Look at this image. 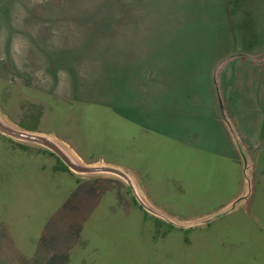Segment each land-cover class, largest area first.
Returning a JSON list of instances; mask_svg holds the SVG:
<instances>
[{"label":"rangeland","instance_id":"obj_1","mask_svg":"<svg viewBox=\"0 0 264 264\" xmlns=\"http://www.w3.org/2000/svg\"><path fill=\"white\" fill-rule=\"evenodd\" d=\"M255 161L248 205L158 223L113 179L0 135V264H264V0H0V105L87 162L136 172L182 219L244 187L214 85Z\"/></svg>","mask_w":264,"mask_h":264},{"label":"water","instance_id":"obj_2","mask_svg":"<svg viewBox=\"0 0 264 264\" xmlns=\"http://www.w3.org/2000/svg\"><path fill=\"white\" fill-rule=\"evenodd\" d=\"M241 56L232 55L220 60L213 73L214 85L218 95L219 107L228 131L231 134L233 143L239 152L242 160L244 187L241 194L219 210L193 219H182L168 213L155 204L148 196L138 174L124 166L107 163L103 160L87 162L72 147L70 143L59 138L54 132H43L33 130L15 122L0 105V135L19 145L29 148L43 150L56 156L78 178L82 179H113L124 184L131 192L136 203L150 216L168 223L179 229H193L206 227L219 218L230 214L248 205L254 193V169L255 161L247 146L244 144L241 135L226 110L224 99L220 88L219 73L222 66L230 58Z\"/></svg>","mask_w":264,"mask_h":264},{"label":"trees","instance_id":"obj_3","mask_svg":"<svg viewBox=\"0 0 264 264\" xmlns=\"http://www.w3.org/2000/svg\"><path fill=\"white\" fill-rule=\"evenodd\" d=\"M39 114H40V107L38 106V105H36V104H32V105H30V107H29V111H28V116L27 117H25L24 119H23V121L21 122V125L22 126H24V127H26V128H29V129H31L32 127H34L35 125H37L38 124V117H39ZM11 141V140H10ZM11 142H13V141H11ZM15 143V142H14ZM17 144V143H16ZM19 145V144H18ZM20 147H23V148H25V149H31V148H29V147H26V146H23V145H19ZM38 151H41V152H44V153H49V152H46V151H43V150H38ZM49 154H51V153H49ZM52 156H54L53 154H51ZM57 158V157H56ZM57 161H58V167L60 168V169H62V170H66V171H68V172H70L69 170H68V168L62 163V161L60 160V159H58L57 158ZM134 199V198H133ZM134 202L136 203V201H135V199H134ZM137 204V203H136ZM138 205V204H137ZM139 206V205H138ZM140 207V206H139ZM142 209V208H141ZM145 214H146V216H150V215H148L146 212H145ZM156 219V218H155ZM156 221L158 222V223H161V224H163V222L162 221H160V220H158V219H156Z\"/></svg>","mask_w":264,"mask_h":264}]
</instances>
